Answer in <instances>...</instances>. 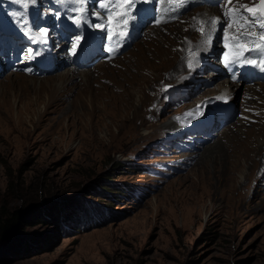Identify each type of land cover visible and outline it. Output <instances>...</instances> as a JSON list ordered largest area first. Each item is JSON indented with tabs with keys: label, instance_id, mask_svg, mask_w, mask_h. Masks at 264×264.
<instances>
[{
	"label": "rangeland",
	"instance_id": "rangeland-1",
	"mask_svg": "<svg viewBox=\"0 0 264 264\" xmlns=\"http://www.w3.org/2000/svg\"><path fill=\"white\" fill-rule=\"evenodd\" d=\"M206 9L213 14L193 6L144 28L112 59L62 62L48 75L14 61L28 62L24 42L5 43L12 65L0 72V199L6 212L24 213L78 203L82 226L21 224L32 250L4 264H264V83L213 73L210 51L207 67L195 59L223 26L221 8ZM1 24H10L2 1L0 29L12 32ZM68 69L80 73L64 81L60 102L50 76ZM228 83L234 118L203 145L184 137L205 108L227 101Z\"/></svg>",
	"mask_w": 264,
	"mask_h": 264
},
{
	"label": "snow or ice",
	"instance_id": "snow-or-ice-1",
	"mask_svg": "<svg viewBox=\"0 0 264 264\" xmlns=\"http://www.w3.org/2000/svg\"><path fill=\"white\" fill-rule=\"evenodd\" d=\"M16 2L19 3L20 0H16ZM31 2L34 4L36 0H31ZM68 2L74 5H80V7L76 9L77 11H86L87 0H68ZM170 2L182 4L183 0H170ZM229 2H231V0H229ZM57 3H65V0H57ZM99 6L108 10L107 20L99 24H94V27H107L110 34H113L121 27H127L129 12L126 9L132 7L131 0H99ZM246 14H250V17ZM225 16L230 17L232 20V23L228 24V28H231L232 24L235 23L238 31L236 35L231 37V39L233 40L232 45H228L226 39L225 46L229 48V51L224 53V63L226 65H231L234 63L254 65L257 64V61L248 59L247 57H245L244 54L253 51H259L260 53H264V0H260L259 4L253 7H249L248 5H242L240 9H229L225 12ZM241 21H243V23H241ZM74 22L79 23V19L77 18L76 20H74ZM156 22L159 23L160 21L157 20ZM209 22L218 23L219 18H213ZM257 26L259 27V29H261L258 36L255 32L249 33L247 31H239L240 29H246L248 27ZM200 30L202 31V29ZM40 31L44 34H46L47 32L46 29H41ZM224 32L225 37L227 38V29H224ZM119 34L121 36L127 35L125 31H120ZM257 38L260 42L256 44L255 48H250L245 43V41L255 42Z\"/></svg>",
	"mask_w": 264,
	"mask_h": 264
},
{
	"label": "trees",
	"instance_id": "trees-1",
	"mask_svg": "<svg viewBox=\"0 0 264 264\" xmlns=\"http://www.w3.org/2000/svg\"><path fill=\"white\" fill-rule=\"evenodd\" d=\"M107 180V186L114 188V186L110 183L111 180ZM110 184V185H109ZM102 192L104 194H114V192H109L103 188ZM117 189V188H114ZM31 207V206H30ZM33 207V206H32ZM81 205L78 203H71L65 206H55V205H42L36 208H30L28 211L23 212L22 209H13L10 212H6V204L3 199H0V264H4L11 257H17L22 253H29L32 250L33 241L32 237L28 238L27 242L21 240V227L25 226H33L37 224H42L49 226L50 224H55L58 226L66 225L72 226V230L79 229L82 225L79 224L78 221L75 220L76 209H80ZM26 209V208H25ZM82 210V209H81ZM96 216L100 220L103 221L104 216L100 209H97ZM94 222V221H91ZM21 224H24L20 226ZM59 228V227H58ZM61 233H64L61 231ZM33 240H36L34 238ZM40 245V243H39ZM45 246L40 245L39 250L44 249Z\"/></svg>",
	"mask_w": 264,
	"mask_h": 264
},
{
	"label": "bare ground",
	"instance_id": "bare-ground-1",
	"mask_svg": "<svg viewBox=\"0 0 264 264\" xmlns=\"http://www.w3.org/2000/svg\"><path fill=\"white\" fill-rule=\"evenodd\" d=\"M203 8L206 10V13H208V14H206L205 12H204V14H206V16L205 17H208V16H211L212 14H213V10H208V9H206V8H212V7H205V6H203ZM205 10H203V11H205ZM208 10V11H207ZM213 11V12H212ZM208 20V19H207ZM221 25H219V27H220ZM202 37V36H201ZM201 46H204V45H201ZM205 48L204 47H201V49L198 51V53L195 55V59L196 58H199V62H201V64H203L204 66H206L207 67V65H205L204 63H208V58L206 59V57L207 56H209V51H210V53H212V56L213 57H215V54H216V52H215V47L214 46H212V48H207L206 50H204ZM211 49V50H210ZM205 54V55H204ZM195 59H194V57H192V59H191V61L193 62V64H195L194 63V61H195ZM65 60V57H63L61 60H59L57 63L59 64V63H62L63 61ZM108 63V62H107ZM64 64V63H63ZM89 64H91V63H89ZM88 64V65H89ZM102 64H105V63H102ZM87 65V64H86ZM218 66V65H217ZM194 68H195V66H194ZM200 69V68H199ZM204 69V68H203ZM198 70V69H197ZM197 70H196V68H195V71L197 72ZM63 71V70H62ZM76 71H78V69L76 70ZM79 73H80V71L79 72H74V71H70V69H68V70H64L63 72H61V73H58V74H55V75H52V76H50V77H52V78H50V81H52L53 82V84L51 85V83H50V90L53 92V93H55L56 91H57V100H59L60 99V102H63L64 100H61V96L64 94V92H65V90L67 89V87L66 88H64L65 86H63V83H64V81L65 80H69L70 78H73L75 75H79ZM213 73H215V74H217V75H219V73H220V71H216V72H213ZM220 76V75H219ZM194 77V76H193ZM193 77H191V79L190 80H188V84H190L191 82L192 83H195L196 81L197 82H204L202 79H200V78H197V79H194ZM46 82V81H45ZM49 82V81H48ZM49 84V83H48ZM204 84V83H203ZM237 85V84H236ZM261 85V84H260ZM259 85V86H260ZM69 89V88H68ZM49 90V91H50ZM222 93L224 94V96H223V98H226L227 99V101H228V103L229 104H231L232 103V101H234V98L232 97V95H231V90H230V84L228 83V86L227 87H225V88H223L222 90ZM51 92V93H52ZM231 95V96H230ZM67 103V102H66ZM73 104V101L71 100L69 103H67L65 106H67V105H69V106H71ZM224 126V125H223ZM182 127H183V130H187L188 129V126L186 125V127H185V124H183L182 125ZM222 127V126H221ZM220 127V128H221ZM200 130H204V129H200ZM185 132V131H184ZM206 133H203V135H205ZM250 141V140H249ZM200 144H202L203 145V142H201ZM255 147V146H254ZM239 148V147H238ZM238 150H240V149H238ZM243 151V153L245 152L244 150H242ZM256 153V152H255ZM236 164V162L235 161H233V165H235ZM232 169H233V166H232Z\"/></svg>",
	"mask_w": 264,
	"mask_h": 264
}]
</instances>
